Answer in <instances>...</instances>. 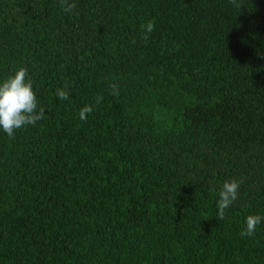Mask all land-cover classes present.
<instances>
[{
    "label": "trees",
    "instance_id": "obj_1",
    "mask_svg": "<svg viewBox=\"0 0 264 264\" xmlns=\"http://www.w3.org/2000/svg\"><path fill=\"white\" fill-rule=\"evenodd\" d=\"M70 2L0 0L45 110L0 129V264H264V0Z\"/></svg>",
    "mask_w": 264,
    "mask_h": 264
},
{
    "label": "clouds",
    "instance_id": "obj_2",
    "mask_svg": "<svg viewBox=\"0 0 264 264\" xmlns=\"http://www.w3.org/2000/svg\"><path fill=\"white\" fill-rule=\"evenodd\" d=\"M230 3H235V0H230ZM60 6L65 13H71L76 4L70 0H61ZM237 7H241L237 5ZM145 32L150 34L154 30V22L148 21L146 25L142 26ZM144 40L148 39V35L142 37ZM27 77V70L20 68L15 71L14 75L9 76L3 82H0V129L10 138L14 137L15 131L26 125H35L38 121L44 118L45 110L43 108L37 109L36 95L32 89V82ZM68 85L56 90V96L60 100H67L69 92L66 90ZM113 89L115 85H111ZM114 95L118 92L114 91ZM99 103V99L97 100ZM92 111L91 106H85L79 113L81 120L86 119V114ZM242 181L233 179L226 181L218 192L217 201V219L223 220L225 217V209L228 208L238 196V188ZM262 217L259 215H249L246 217V228L240 233L242 237L252 236L257 225L261 223Z\"/></svg>",
    "mask_w": 264,
    "mask_h": 264
}]
</instances>
